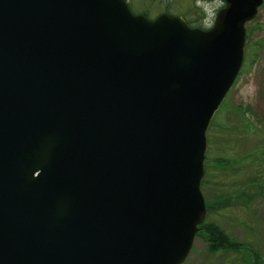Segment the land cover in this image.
<instances>
[{
    "label": "water",
    "instance_id": "water-1",
    "mask_svg": "<svg viewBox=\"0 0 264 264\" xmlns=\"http://www.w3.org/2000/svg\"><path fill=\"white\" fill-rule=\"evenodd\" d=\"M207 31L125 0H0V264H182L209 122L263 0Z\"/></svg>",
    "mask_w": 264,
    "mask_h": 264
},
{
    "label": "trees",
    "instance_id": "trees-1",
    "mask_svg": "<svg viewBox=\"0 0 264 264\" xmlns=\"http://www.w3.org/2000/svg\"><path fill=\"white\" fill-rule=\"evenodd\" d=\"M126 1L135 14L154 18L166 12L181 16L191 27L203 28L204 12L196 3L214 0ZM223 112H226L225 101L214 114L206 132L207 147L201 189H211L216 182L224 184L220 190L215 191L211 200H205L206 215L221 213L237 206L247 208L256 195H264V111L251 122L245 115H254L250 108L237 105L231 112L237 117L233 121L221 120L220 114ZM196 236L204 240L207 252L211 255L241 251L244 247L215 221L206 218L198 226ZM250 254L252 264H260L259 254L256 251Z\"/></svg>",
    "mask_w": 264,
    "mask_h": 264
},
{
    "label": "rangeland",
    "instance_id": "rangeland-1",
    "mask_svg": "<svg viewBox=\"0 0 264 264\" xmlns=\"http://www.w3.org/2000/svg\"><path fill=\"white\" fill-rule=\"evenodd\" d=\"M196 5L204 12L203 28H209L223 3L214 0L198 2ZM245 29L248 36L244 44L245 64L226 96V112L220 114L221 120H236L237 117L231 112L237 105L254 112V115L245 114L250 122L264 111V2ZM213 148L219 149L217 146ZM223 185L216 182L211 189H201L204 200H211L215 191ZM206 219L215 221L232 239L242 244L243 249L211 255L207 252L204 240L196 236L183 264H252L251 251H256L260 256V264H264V195H256L247 208L233 207L221 213L206 215Z\"/></svg>",
    "mask_w": 264,
    "mask_h": 264
}]
</instances>
